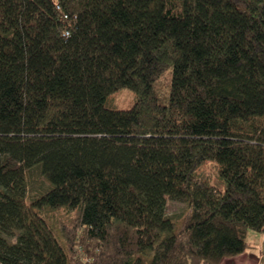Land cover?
<instances>
[{"label": "trees", "instance_id": "16d2710c", "mask_svg": "<svg viewBox=\"0 0 264 264\" xmlns=\"http://www.w3.org/2000/svg\"><path fill=\"white\" fill-rule=\"evenodd\" d=\"M252 230L264 0H0V264H221Z\"/></svg>", "mask_w": 264, "mask_h": 264}, {"label": "rangeland", "instance_id": "374dc122", "mask_svg": "<svg viewBox=\"0 0 264 264\" xmlns=\"http://www.w3.org/2000/svg\"><path fill=\"white\" fill-rule=\"evenodd\" d=\"M133 95L135 94L132 90L124 88L110 97L108 105L109 107L111 106V108L114 109L129 108L131 106V103L129 101L132 99ZM214 164V161H208V163L204 165L200 173L204 176L209 177L214 184L225 190L226 182L219 176V172L216 170V165ZM28 180L30 195L33 196L37 193L46 191L50 186L49 181L41 173V170L38 167H35L28 172ZM187 210V201L173 199L170 196L167 197V214L175 218L177 222L182 219ZM263 239L264 232L260 233L252 230L248 236V242L250 243L252 248H257L259 245L261 247Z\"/></svg>", "mask_w": 264, "mask_h": 264}, {"label": "crops", "instance_id": "0c3cea01", "mask_svg": "<svg viewBox=\"0 0 264 264\" xmlns=\"http://www.w3.org/2000/svg\"><path fill=\"white\" fill-rule=\"evenodd\" d=\"M264 239L262 245L257 248L250 246L245 252L226 257L221 264H264Z\"/></svg>", "mask_w": 264, "mask_h": 264}]
</instances>
